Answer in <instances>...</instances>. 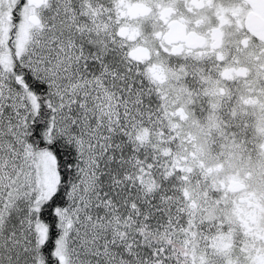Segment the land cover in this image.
Returning a JSON list of instances; mask_svg holds the SVG:
<instances>
[{"label": "snow or ice", "instance_id": "obj_1", "mask_svg": "<svg viewBox=\"0 0 264 264\" xmlns=\"http://www.w3.org/2000/svg\"><path fill=\"white\" fill-rule=\"evenodd\" d=\"M0 264H264V0H0Z\"/></svg>", "mask_w": 264, "mask_h": 264}]
</instances>
